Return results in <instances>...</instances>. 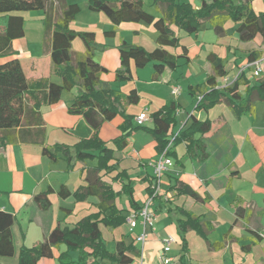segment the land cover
Instances as JSON below:
<instances>
[{"label": "crops", "instance_id": "obj_1", "mask_svg": "<svg viewBox=\"0 0 264 264\" xmlns=\"http://www.w3.org/2000/svg\"><path fill=\"white\" fill-rule=\"evenodd\" d=\"M255 1L257 0L251 2L254 11L257 13L264 11V8L255 10ZM61 3H81L84 16L80 17L81 13L77 14L71 23L79 31H93L97 36V31L101 28L100 24L104 31L111 26L107 15L105 19L98 12L86 11L93 12L88 7V0L82 2L56 0L51 7L47 6L43 10L17 12L25 19L24 35L14 39L12 46L15 51L14 56L19 58L25 75L30 80L48 77L51 81L58 82L54 78L56 77L61 82V78L53 75L52 72V31L45 32L43 20L47 10L51 9L58 17ZM112 26L114 30H106V34L116 35L121 30L129 31L131 28L134 33H142L143 28L140 23H121ZM235 26L237 27L236 23ZM209 29L211 28L205 30ZM181 31L183 30L179 32L180 43L188 50L185 56H181L182 47L170 48L180 57L175 69L165 68L163 71V73L167 70L171 71L170 78L165 80L166 87L162 82L163 73L156 77L152 63L143 68L131 65L133 79L128 82H133L132 88L137 89L140 101L136 105L126 106V110L135 115L134 126L151 127L153 125L151 113L169 100H174L179 106L175 114L177 124L172 128L173 133L186 127L191 122V116L200 120L210 119L212 129L204 135L208 156L203 161L193 160L187 153L186 144L184 142L177 144L174 148L176 157L168 156L173 165L160 180L161 194L156 197L154 204V226L148 231L146 240L143 243L136 241V236L143 231L140 218L137 219L135 226H131L128 220L118 227L100 223L103 240L110 251H114L119 240L124 239L126 243L133 242L143 255V264H162L160 256L165 253L163 240L173 237L174 242L168 247L166 254L173 257L178 264H182L180 257L183 254V242L178 220L186 218L183 213L186 211L197 216L202 226V233L194 229L184 233L188 244L186 264H264V109H259L256 102L254 113H244L238 117L225 99L209 110L197 108V100L189 93L188 87L197 84L206 86L208 76L213 74V67L207 55L214 50H207L204 46L192 44L193 42H185ZM200 32L195 34L196 38L199 37ZM228 36L229 32L226 29L223 37ZM156 38L157 32L150 38L152 48L139 41L136 45L152 50L157 46ZM237 38L234 43L220 39L215 41L223 45L225 51L229 53L225 57L214 51L225 58L226 62L227 75L217 80L220 88L232 85L242 74L244 77H241V82L249 80L252 84L258 78L264 79L260 75H253L252 78L247 75L249 69L254 73L253 67L249 65L250 55L253 54L256 59L264 60L262 36L258 35L249 42L240 41L239 36ZM120 41L119 45L123 42L128 44L123 37ZM252 43H255L254 47L246 51L244 64H240L241 60H237L240 49L247 48V45ZM119 45L108 48L106 44L96 51V60L104 65L108 72H116L120 66ZM79 49L73 48L72 42L71 51L74 56L78 52H84L85 45L84 48ZM102 79L124 93L130 90L122 89L126 82H116L115 73L108 75L105 73ZM182 82L185 83L187 95L180 98V95L173 94L172 90L182 85ZM80 91V87L70 92L65 91L59 102L52 105L43 104L40 107L43 123L39 126L30 125L31 129L26 131L30 140L0 146V206L16 216V222L12 227L16 254L10 258H0V264H18L22 246H33L44 240L55 227H73L82 217L98 211L96 206L98 198L95 196L77 201L73 196L62 198L57 193L62 185L73 191L84 184L87 167L95 165L96 161L83 162L73 158L74 166L68 170L65 160L51 162L50 158L43 154L44 145L52 146L57 143L72 145L79 139L88 138L93 134V129L81 115L68 112V105ZM241 91L245 95L244 85L241 86ZM141 113H147L150 119L140 123L136 117ZM26 118L29 121L34 120V112L31 109L27 111ZM122 123L123 118L120 115L112 121L105 122L100 129V137L104 141H112L121 135ZM127 141L125 148L115 152L118 165L105 178L109 180L121 169H126L134 185L135 199L138 203L144 204L150 196V190H153V186L157 183L150 164L159 156L157 143L153 136L142 128L134 130ZM109 145L115 149L112 142ZM132 169L137 171L136 178L132 177ZM178 182L191 186L204 200H196L186 194L177 193L173 186ZM138 183L145 194L141 202L136 195ZM114 187L119 190L121 185L114 183ZM49 188L54 190L50 193L52 206L49 210L43 211L34 203V195ZM123 195L125 194L120 196ZM119 197L117 205L128 218L133 212L132 208L130 205L120 206ZM236 204L244 207L241 217L235 214ZM218 242H222L223 246H218ZM64 249V245H61L60 249H54V257L42 258L38 264H59L57 257ZM77 254L72 252L73 257H77ZM137 258L139 255L136 253L135 260Z\"/></svg>", "mask_w": 264, "mask_h": 264}, {"label": "trees", "instance_id": "obj_2", "mask_svg": "<svg viewBox=\"0 0 264 264\" xmlns=\"http://www.w3.org/2000/svg\"><path fill=\"white\" fill-rule=\"evenodd\" d=\"M55 1L0 0V59L7 58L0 60V146L30 140L26 132L31 129L30 125L39 126L43 123L40 107L43 104H55L61 100L65 91L70 92L80 87L81 91L68 105V112L81 115L93 129V134L72 145H44L43 154L51 162L65 160L68 170L74 166L73 158L83 162L96 161L95 165L87 167L84 184L73 191L62 185L57 193L62 198L73 196L77 201L95 196L98 198V211L82 217L73 227H55L44 240L33 246H22L18 264H38L42 258H52L54 249H60L61 245L65 249L59 252V264H135V255L140 254V249L133 242L126 243L122 239L116 242L114 251H110L99 226L103 223L118 227L126 223L127 216L117 205V198L122 194L128 196L133 212H138L144 205L135 199L134 185L126 169H121L109 180L105 178L118 165L115 152L125 148L127 138L134 130L142 128L155 139L159 155L165 152L167 156L175 158V146L184 142L189 156L193 160L203 161L208 156L204 135L211 131L212 121L191 116V122L186 127L173 133L179 105L176 101L169 100L151 113V127L134 126L135 115L128 113L126 106L138 104L140 95L135 88L124 93L102 79L108 69L95 58L96 51L103 48L102 44L96 41L95 32L79 31L71 24L81 12L79 3H61L58 17L51 9L47 10L43 19L45 32L52 31V72L61 78V82L51 81L48 77L28 79L19 58L14 56L12 46L14 39L24 35L25 19L17 12L43 10L47 6L51 7ZM251 2L252 0H202L200 6L196 7L181 0H154L162 13L159 17L145 9L143 0H88V7L92 11L104 12L114 25L145 22L157 32V46L152 50L126 42L119 45L120 66L115 72V81L125 83L133 79L132 64L136 68H143L152 63L156 77L165 68L175 69L178 66L180 55L173 53L170 48L182 47L181 56L186 55L188 48L181 45L180 37L172 27L174 24L188 34L211 28L218 37H223L226 34L225 24L232 19L237 24L236 32L240 41L249 42L261 35L264 44V11L255 12ZM78 36L83 40L85 50L74 56L71 51L72 42ZM256 58L253 54L249 57L251 62ZM207 59L212 64L213 74L208 76L206 86L197 84L188 87L189 93L197 100L196 107L209 110L225 99L238 117L244 113H254L256 102L264 101V79L258 78L252 84L249 80L241 82V77H244L242 74L232 85L220 88L218 78L227 75L225 58L211 51ZM242 85L245 86V95L241 91ZM30 109L34 112L32 121L26 118ZM119 115L123 118L121 135L112 141H104L100 137L102 125ZM111 142L115 149L109 145ZM114 183L120 184L121 188L116 190ZM173 188L179 194L204 200L197 191L183 182H178ZM53 191L49 188L34 195V203L39 209L46 211L51 208L50 193ZM152 193L151 189L149 194ZM243 211L244 207L236 204L237 217H241ZM183 213L186 218L178 220L183 242L180 261L186 264L188 244L184 233L189 229L202 233V226L197 216L186 211ZM15 222V214L0 206V258H10L16 254L12 231ZM217 245L223 246V243L218 242ZM72 252H77V257H73Z\"/></svg>", "mask_w": 264, "mask_h": 264}, {"label": "rangeland", "instance_id": "obj_3", "mask_svg": "<svg viewBox=\"0 0 264 264\" xmlns=\"http://www.w3.org/2000/svg\"><path fill=\"white\" fill-rule=\"evenodd\" d=\"M77 1L82 2V0H77ZM143 1H144V7H145V9L148 12L154 14L157 17L162 16V13L157 9L156 5L154 4V0H143ZM181 1L182 2H184V1L185 2H189L193 6H197V5L201 4L202 0H181ZM254 7H255L256 11L262 10L264 8V0L255 1ZM32 11H37V10H29V11L25 10V11H20V13H28V12H32ZM86 11H88V13H97L96 11H93V12H90L89 10H86ZM84 13L85 12H82V9H81V12H79L78 14H80V17H83ZM98 13H100V15H102L104 18L106 17V14L104 12H98ZM135 23H140V25H142V27H143L142 28V33H134L132 31V28H131L129 31H127L126 29L121 30L116 35L106 34L105 33L106 30H114V28L112 26L113 25L112 22L110 21V25L111 26L108 27L109 29L106 28L105 31H104V29H102V25L100 24L99 27H101V28H100V30L97 31L96 41L98 43L102 44V46H106V44H107V46H109L108 48H111V47H115V46L119 45L121 43L120 39L123 37L128 42L129 45H136L137 42L139 41L142 44H145V46H147L148 48H152V47H150L151 46L150 38L153 36L154 33H156V30L154 29V27L152 25L148 24V23H145V22H123V24H135ZM172 27L177 32V35H179L180 30L178 29V27L175 24ZM235 28H236L235 23L233 22L232 19H230V20L227 21V24H226V29L229 32V36L226 37V38L218 37L212 29L200 32V35H199L198 38H196L195 34L188 35L184 31H181V34H182L183 40L185 42H193L192 44H194V45L204 46V48L207 49V50H214L216 52H219V54H221V56L227 57L229 55V53H227L225 51V47L223 45L219 44V43H215V41H216V39H220V40L227 41V42L228 41H233V43H234V41L236 39H238L237 38L238 34L235 33L236 32ZM223 41H222V43H224ZM238 45L239 46H244L242 44H238ZM254 45H255V43H252L250 45H247V48L246 47L245 48L241 47L242 48V49H240L241 52L238 53L239 57L237 58V60L238 59L241 60L240 64H244V61H245V59L247 57V54H246L247 52L246 51L251 50L254 47ZM73 48H75V49H79L80 48L79 50H81V48H84V42L79 36L76 37L75 40L73 41ZM262 64H263V71H264V60H263ZM237 69H238V67H237ZM237 69H235L234 72H236ZM170 72H171L170 70H167L166 72H164L162 74V80H163L162 82H163V85L165 87H166L165 80H168L170 78V76H169ZM234 72L232 74H234ZM108 73H115V72H113V71L107 72V75H108ZM53 75H55V74H53ZM247 75H248L249 78H252L253 75H255V74L252 71H250V69H249V70H247ZM55 76H57V75H55ZM231 76H233V75H231ZM260 76L264 77V72ZM257 77H259V76H257ZM54 78H55L56 81L60 82L59 78H56V77H54ZM141 78H144V77L141 76ZM132 86H133V82L132 81L131 82H126L124 84V86L122 87V89L125 90V91H128L129 89L132 88ZM184 87L186 88L185 83L182 82V85H180V91L177 94V95H180V98L186 97V95H187V90ZM257 107L259 109H264V101H258L257 102ZM136 176H137V171H134L132 169V177L136 178ZM139 184L140 183L136 184V188H137L136 195H137L138 200L141 202L144 199L145 194H144V191L142 190V188H141V186ZM118 202H119L120 206L128 207V205H129L126 195L120 196L119 199H118ZM103 227L105 229L107 228L105 226H103Z\"/></svg>", "mask_w": 264, "mask_h": 264}, {"label": "built area", "instance_id": "obj_4", "mask_svg": "<svg viewBox=\"0 0 264 264\" xmlns=\"http://www.w3.org/2000/svg\"><path fill=\"white\" fill-rule=\"evenodd\" d=\"M262 62L263 61L261 59H256L255 61L249 64L250 66L253 67L255 75H261V73L263 72ZM179 91H180V86H176L173 88L172 93L178 94ZM136 118L140 123H144L150 119L147 113H141ZM150 164L153 167L154 175L155 178L157 179V183L153 186V193L145 201L143 207L138 212H132L127 218L131 226H135L137 219L140 218L143 231L141 234L136 236V241L140 243H143L146 240L148 231L150 229H153L154 218H155V210H154L155 199L157 196L161 194L160 180L162 175L166 171H168L171 165H173V162L164 152L160 154L158 158L152 161ZM172 242H174L173 237H167L163 240L165 253L161 254L160 256V261L162 264H178L173 257H170L166 254V251L168 247L172 244ZM135 264H143V255L141 254V252Z\"/></svg>", "mask_w": 264, "mask_h": 264}]
</instances>
